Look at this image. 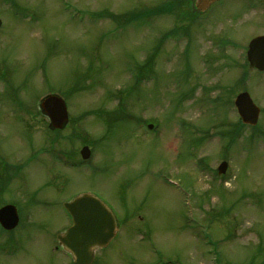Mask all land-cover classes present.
<instances>
[{
	"label": "rangeland",
	"instance_id": "rangeland-1",
	"mask_svg": "<svg viewBox=\"0 0 264 264\" xmlns=\"http://www.w3.org/2000/svg\"><path fill=\"white\" fill-rule=\"evenodd\" d=\"M3 1L0 60L22 73L12 74L8 115L0 104V152L11 164H0V206L15 204L21 225L0 231V264H72L54 249L69 224L57 204L80 192L104 200L120 222L94 264H264V138L256 135L264 73L245 58L251 37L264 33V0H220L208 10L207 0H172L170 12L167 0ZM136 14L143 21L131 23ZM243 90L262 110L256 128L242 127L233 106ZM49 92L67 99L71 118H84L56 137L35 110ZM20 102L33 112L27 130L13 112ZM118 109L124 117L111 118ZM87 136L90 167L63 178L51 168L49 188L39 148L67 164ZM167 177L189 192L195 223ZM50 189L56 204L42 212L38 199L53 198Z\"/></svg>",
	"mask_w": 264,
	"mask_h": 264
},
{
	"label": "water",
	"instance_id": "water-1",
	"mask_svg": "<svg viewBox=\"0 0 264 264\" xmlns=\"http://www.w3.org/2000/svg\"><path fill=\"white\" fill-rule=\"evenodd\" d=\"M247 61L251 69L264 70V35L257 36L250 41ZM235 105L244 123H256L259 109L253 104L247 93L239 94L236 97ZM41 107L49 116L54 128L61 127L62 123L66 121V107L60 97L47 96L43 99ZM81 154L84 159L89 156L86 148L81 151ZM224 169L225 164H222L219 171L223 172ZM65 208L72 217L73 226L60 240L75 256L74 264H89L92 261L91 249L105 246L114 236V217L99 200L87 194L65 204ZM17 222L18 216L15 207L5 206L0 209V224L5 229L15 227Z\"/></svg>",
	"mask_w": 264,
	"mask_h": 264
},
{
	"label": "flooded vegetation",
	"instance_id": "flooded-vegetation-1",
	"mask_svg": "<svg viewBox=\"0 0 264 264\" xmlns=\"http://www.w3.org/2000/svg\"><path fill=\"white\" fill-rule=\"evenodd\" d=\"M7 76H10V74H7L6 77H7ZM14 110H16V107L14 108ZM26 112H27L26 107H23L21 113H22L23 115H26ZM0 161H1L0 164L2 165L4 161H3V160H0Z\"/></svg>",
	"mask_w": 264,
	"mask_h": 264
},
{
	"label": "trees",
	"instance_id": "trees-1",
	"mask_svg": "<svg viewBox=\"0 0 264 264\" xmlns=\"http://www.w3.org/2000/svg\"><path fill=\"white\" fill-rule=\"evenodd\" d=\"M178 1L180 2V1H183V0H178ZM178 4H179V3H178ZM172 6H173V3H171V4H170V7H172ZM163 8H164V6H163ZM184 15H185V16H186V15H188V16H189V14H188L187 12H185V14H184ZM140 16H142V15H140ZM137 17H138V16H137ZM139 18H140V17H139ZM146 66L148 67V65H147V64H146ZM146 66H145V67H146ZM140 73H141V72H139V73H138V76H137L138 78H139V77H141V74H140ZM139 74H140V75H139ZM137 77H136V78H137Z\"/></svg>",
	"mask_w": 264,
	"mask_h": 264
}]
</instances>
